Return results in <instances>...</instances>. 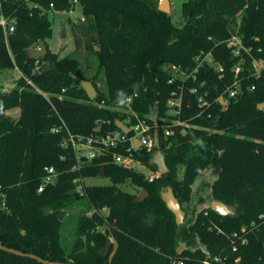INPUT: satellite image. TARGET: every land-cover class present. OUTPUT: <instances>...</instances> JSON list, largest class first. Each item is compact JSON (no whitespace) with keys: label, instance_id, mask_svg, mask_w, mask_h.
I'll return each instance as SVG.
<instances>
[{"label":"trees","instance_id":"trees-1","mask_svg":"<svg viewBox=\"0 0 264 264\" xmlns=\"http://www.w3.org/2000/svg\"><path fill=\"white\" fill-rule=\"evenodd\" d=\"M158 5L159 0L4 2L3 11L17 22L7 37L0 26V73L17 69L21 77L11 91H0L1 245L65 264H204L208 257L214 264L216 256L228 264H264V68L258 75L253 66L254 60L264 62V0H188L181 26ZM77 6L82 17L71 29L76 51L84 46L98 61L92 78L82 73L78 56L59 57L48 45L50 14ZM233 38L243 46L241 55L228 47ZM40 43L45 57L31 58L28 50ZM209 53L220 71L199 66L198 58ZM170 65L199 71L196 79L173 80ZM101 74L106 92L99 86ZM74 76L93 83V101ZM235 81L241 93L223 110L217 100ZM174 94L182 95L178 118L185 125H172L173 135L166 138L160 124L173 118L167 102ZM112 104L158 122L155 148L139 149L135 158L159 171L161 155L166 173L150 181L114 163L109 153L76 168L71 137L117 130L116 122L128 116L135 122ZM13 109H19L18 118L8 115ZM50 168L58 181L39 193ZM206 171L215 175L208 193L204 185L196 187ZM101 172L111 184L81 188L75 182ZM125 184L148 197L135 204L138 193L121 190ZM168 190L185 213L182 225L162 199ZM82 201L92 215H80L67 250L61 239L66 209ZM213 201L232 213L204 209ZM103 207L109 215L101 213ZM111 239L115 246L104 258L100 253ZM0 264L41 263L0 250Z\"/></svg>","mask_w":264,"mask_h":264},{"label":"built area","instance_id":"built-area-1","mask_svg":"<svg viewBox=\"0 0 264 264\" xmlns=\"http://www.w3.org/2000/svg\"><path fill=\"white\" fill-rule=\"evenodd\" d=\"M7 0H0V26L3 28L4 33L6 37L13 33L16 29V22L17 19L14 16H8L3 11L4 2ZM53 8V5H51ZM70 13L73 12V10L68 11ZM82 20H84L82 18ZM229 48H234L233 53L235 55H241V49H243L241 42L233 38L230 43L228 44ZM40 44H34L30 49H39ZM248 54L249 52L246 51ZM199 66L207 65L211 68L220 71L222 69L221 65L215 61V58H213V54L209 53L207 54L203 60H200V57L198 58ZM199 66L196 67L194 71L188 72L184 70L181 66L176 65H170L168 69L172 72L173 80L175 78H180L181 80H187V79H196L197 72L199 71ZM253 66L256 71V73L259 75L261 73V70L264 68V62L254 60ZM241 72V65L238 64L235 67V76L237 77L239 73ZM172 80V81H173ZM254 90V87H252ZM240 91V85L237 81H235L234 86L229 88L227 90V93L223 96H221L217 101L221 105L223 110H226L232 99L236 98ZM47 96L46 94H44ZM130 102V100H128ZM200 103L203 101L200 100ZM167 108H168V114L173 117L172 119L164 120L168 121L160 124V127L164 129L165 137H169L173 135L172 125H185L179 120V116L181 114L182 109V95H175L172 96L168 102H167ZM134 116L135 122H133V117L128 116L123 123L128 126L131 129L130 134L123 133L120 129L117 130H110L106 131L105 133H102L100 135H90L87 137H79L77 140H75L73 137H71V143L72 148L75 151L76 158L78 161V164L76 166L77 169L80 168L81 162L93 160L99 156L104 155L105 153H109L112 155V159L114 163H116L119 166H122L125 169H134L138 170V166L148 169L146 165H144L141 160H137L135 158V153L139 149H145L147 151H152L155 148L156 144V137H155V131L157 130L158 122L155 123V125L151 124L145 119H141L134 113H130ZM176 118V119H175ZM66 128V126H64ZM67 129V128H66ZM185 131V129H184ZM183 131V132H184ZM54 132H58L57 129L54 130ZM137 141L139 144L137 145ZM149 175L146 176V178L150 181H153L155 178L161 175L160 170L159 171H152L148 169ZM56 175L53 168L48 169L47 175L44 177L42 184L40 185L38 192L41 193L44 191V189L52 184L55 181ZM85 179H79L75 182L82 183L80 186L83 188L85 185L84 183ZM79 191L81 192V189L79 188ZM221 231V230H219ZM243 245L247 243V240L243 239L241 242ZM238 249L237 246L233 248V251H236ZM239 259H237L238 261ZM214 264H228L226 262H223L221 257L216 256L214 259ZM236 261V262H237ZM211 260L207 259L204 264H211ZM182 264V263H181Z\"/></svg>","mask_w":264,"mask_h":264},{"label":"rangeland","instance_id":"rangeland-1","mask_svg":"<svg viewBox=\"0 0 264 264\" xmlns=\"http://www.w3.org/2000/svg\"><path fill=\"white\" fill-rule=\"evenodd\" d=\"M188 0H171V19L172 22L176 25L181 26L183 24L182 17V6ZM82 17V10L80 7H75L72 13L70 12H57L54 14H50V19L53 22V36L48 40V45L52 52L59 55V57H65L69 55H75L80 58L82 62V73L92 78L97 73L98 61L95 56L91 53L87 52L86 48L83 46L79 51H76V45L74 41V36L71 29V22L77 21ZM66 28L67 35L65 38H62L61 32L62 29ZM214 58V57H213ZM21 77L20 72L17 69L4 70L0 73V91L1 92H9L11 91L15 85L17 80ZM101 81L99 82V86L101 91L106 92V82L105 76L100 75ZM113 110L125 113H134L131 109L126 107L119 106L117 104H112L110 106ZM136 114V113H134ZM8 115L13 118H18L20 115L19 109H13L8 112ZM139 171L145 174V176L149 175L148 169L137 165ZM155 172V171H154ZM215 179V175L211 171H206L205 174L201 177L199 183L196 187L200 185L203 186L204 191L206 193L209 192L208 184L211 183ZM86 186H100V185H109L111 184L110 180L105 178L104 176L87 178L84 181ZM120 189L131 194H140L139 190L131 186L130 184L121 185ZM137 195V196H138ZM86 202H79L73 205H70L66 209V216L63 220V226L61 229V239L64 247L68 250L70 245L74 242L76 238V228L78 226L79 217L81 214L85 213L87 217L92 215V211H89L86 208ZM101 213L105 216L109 215L110 208L103 207L100 209ZM110 246L113 244L115 246L114 240L111 239ZM111 251V249H110Z\"/></svg>","mask_w":264,"mask_h":264},{"label":"water","instance_id":"water-1","mask_svg":"<svg viewBox=\"0 0 264 264\" xmlns=\"http://www.w3.org/2000/svg\"><path fill=\"white\" fill-rule=\"evenodd\" d=\"M159 11L166 13V14H171L172 6H171V0H159V5H158ZM67 35V30L66 28L62 29L61 36L62 38H65ZM47 53V48L43 43H40V48L39 49H29L28 54L31 58H43L45 57ZM76 82L86 91L89 99L93 101L97 97V91L96 88L94 87L93 83L91 81L84 80L80 77L74 76ZM259 109H264V104H261L259 106ZM116 126L118 129H120L123 133L125 134H130L131 129L126 126L122 121H117ZM100 128L98 129V132H100ZM139 142L137 141V145ZM156 162L159 166V170L161 174H164L167 172V168L164 164L163 158L161 155H158ZM100 176H104V172H101ZM58 181V179L55 180V183ZM148 197V194L145 190H142L140 194L134 199V203H142L145 201V199ZM163 201L166 203L168 209L175 215L176 222L178 225H182L184 222V217L185 213L181 209L180 203L177 200V198L174 196L173 192L171 190H168V192L164 193L162 195ZM204 209H211L215 212H217L221 216H227L230 215L232 212L231 210L223 203L218 202V201H213L208 205L204 206ZM110 249L111 246L108 243L106 247L101 251V256L106 258L107 256L110 255ZM0 250H3L5 252L11 253L16 256L20 257H26V258H31L33 260L38 261L41 264H65V263H59V262H51L48 260H45L39 256H36L34 254H27L23 253L21 251L15 250L13 248H8L0 244ZM182 252V251H181ZM209 258V257H208ZM207 258V259H208Z\"/></svg>","mask_w":264,"mask_h":264}]
</instances>
